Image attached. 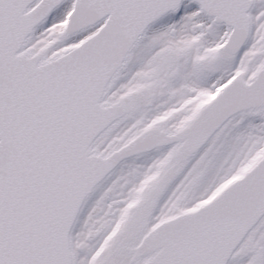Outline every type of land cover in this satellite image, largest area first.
<instances>
[{
	"label": "snow or ice",
	"instance_id": "1",
	"mask_svg": "<svg viewBox=\"0 0 264 264\" xmlns=\"http://www.w3.org/2000/svg\"><path fill=\"white\" fill-rule=\"evenodd\" d=\"M0 264H264V0H0Z\"/></svg>",
	"mask_w": 264,
	"mask_h": 264
}]
</instances>
